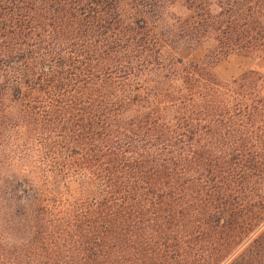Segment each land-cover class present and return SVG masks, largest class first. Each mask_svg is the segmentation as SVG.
I'll return each mask as SVG.
<instances>
[{
    "label": "trees",
    "instance_id": "1",
    "mask_svg": "<svg viewBox=\"0 0 264 264\" xmlns=\"http://www.w3.org/2000/svg\"><path fill=\"white\" fill-rule=\"evenodd\" d=\"M231 54L264 60V0H0V264H220L250 239L237 264H264V80L219 81Z\"/></svg>",
    "mask_w": 264,
    "mask_h": 264
},
{
    "label": "rangeland",
    "instance_id": "2",
    "mask_svg": "<svg viewBox=\"0 0 264 264\" xmlns=\"http://www.w3.org/2000/svg\"><path fill=\"white\" fill-rule=\"evenodd\" d=\"M205 51L204 46L193 48L181 47L177 50L175 55L181 58L184 62H198L203 57ZM251 70L258 72L264 80V60L240 54H231L227 58L220 61L214 67L213 72L219 81L229 82ZM164 115L167 118H170L172 116L171 108L167 107L164 111ZM70 188H75L74 182H70ZM260 232L261 230H259L258 233ZM250 242L251 239L237 245L233 251H231L229 255H227L224 260L220 262V264H237V261L239 263V257L246 251Z\"/></svg>",
    "mask_w": 264,
    "mask_h": 264
}]
</instances>
